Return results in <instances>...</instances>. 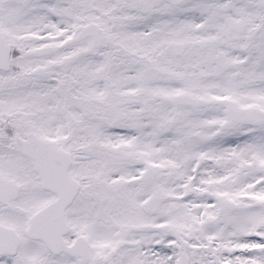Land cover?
Listing matches in <instances>:
<instances>
[{"label": "snow or ice", "instance_id": "obj_1", "mask_svg": "<svg viewBox=\"0 0 264 264\" xmlns=\"http://www.w3.org/2000/svg\"><path fill=\"white\" fill-rule=\"evenodd\" d=\"M0 264H264V0H0Z\"/></svg>", "mask_w": 264, "mask_h": 264}]
</instances>
